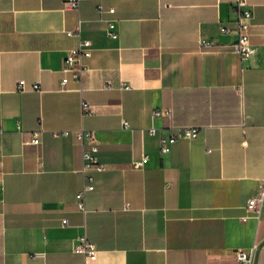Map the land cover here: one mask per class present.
Segmentation results:
<instances>
[{"label":"crops","instance_id":"crops-1","mask_svg":"<svg viewBox=\"0 0 264 264\" xmlns=\"http://www.w3.org/2000/svg\"><path fill=\"white\" fill-rule=\"evenodd\" d=\"M66 1L0 0V264H238L239 251L264 264V206L259 219L246 211L264 181V0H246L257 49L247 58L219 31L234 27L235 0H91L79 12ZM79 21L92 43L81 84L64 68ZM170 126L201 134L162 155ZM152 127L163 130L149 137ZM82 129L105 168L91 171L85 215L82 148L53 136ZM83 235L95 261L73 251Z\"/></svg>","mask_w":264,"mask_h":264},{"label":"built area","instance_id":"built-area-1","mask_svg":"<svg viewBox=\"0 0 264 264\" xmlns=\"http://www.w3.org/2000/svg\"><path fill=\"white\" fill-rule=\"evenodd\" d=\"M85 1L91 0H67L65 2V7L68 10L79 12L81 4ZM99 14L103 15L107 12L110 15L115 14L114 9L105 10L104 6L99 4L97 6ZM233 10L235 15L234 27L222 26L220 28V33L222 34H235L237 36V41L234 44V50L241 57H250L257 53V49L252 45L249 36V29L251 27V22L253 19V11L249 7L246 0H235L233 4ZM81 22L74 31H68L66 35L77 40V46L70 51H68L65 61L64 68L66 72L71 74V79L79 84L82 82L84 72L86 70L85 60L92 56V43L89 40H85L82 37L81 31ZM107 24V35L112 40H117L119 38L117 30V22L115 20L106 21ZM202 45L211 48L215 46L214 41H203ZM69 82V78H63L61 82L62 89L66 87ZM19 89L25 90V82H19ZM126 90H129V87H125ZM33 90L39 91L40 87L35 85ZM83 113L85 115L93 114V107L87 103H82ZM156 117H172L171 111L166 110H157L154 112ZM124 127L129 129L127 123H123ZM163 129L150 128L144 130V133L149 137H155L158 135V132ZM4 129L0 126V148L2 146ZM42 131L35 132L32 134L31 144L38 146L41 144L40 135ZM167 134L162 135L159 140L160 153L162 155H167L171 152L173 146L181 140L195 141L198 140L201 134V130L197 127H178L170 126L167 128ZM53 136L56 138L61 137H74L79 145L82 148V160L83 168L81 170L83 176V185L79 193L75 198V206L79 211L84 215L87 213L86 209V198L87 194L95 190V179L91 175V171H104V166L100 163L98 153L99 147L95 142L94 135L90 131L79 130L75 132L65 131L63 133L55 132ZM149 161V157L145 155L142 159L132 162L133 169H143ZM264 206V181L259 185L258 193L256 197L252 198L246 207L248 214H253L258 219L261 217L262 210ZM130 208V204L125 205V210ZM248 217L243 218V221H247ZM68 225V220H63V226ZM73 251L76 254L82 255L85 259V262L95 261L97 259V248L94 243H92L86 235L79 237L73 247ZM238 264H253L251 257L248 256V253L239 251L236 253ZM43 256V255H40Z\"/></svg>","mask_w":264,"mask_h":264}]
</instances>
